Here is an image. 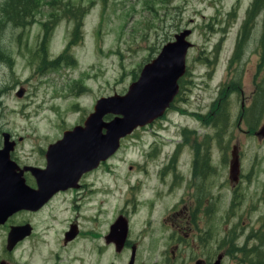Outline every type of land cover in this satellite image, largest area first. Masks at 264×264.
<instances>
[{"label":"rangeland","instance_id":"374dc122","mask_svg":"<svg viewBox=\"0 0 264 264\" xmlns=\"http://www.w3.org/2000/svg\"><path fill=\"white\" fill-rule=\"evenodd\" d=\"M250 3L251 0H39L31 25L0 31V42L11 48L14 58V72H5L14 84L2 89L0 129L16 141L12 156L21 166L45 163L39 150H45L47 142L60 138L63 130L82 124L98 98L126 93L144 64L155 58L167 41L174 40V35L183 29L192 30L187 36L192 46L186 55L182 91L174 106L155 125L140 127L122 139L111 159L82 180L83 187L53 198L36 213L13 216L9 225L28 222L33 234L8 251L9 226L0 229V264H129V248L117 253L103 238L117 211H130L129 223L137 233L145 214L156 223L162 213L157 210L170 207L181 195L180 188L157 202L147 186L144 188L148 194L135 193L138 184L150 180V167L140 171L135 167L144 158L142 153L148 150V144L155 139L165 142L147 158L162 159L170 153L171 142L181 138L178 133L187 135L202 127L198 118L212 111L218 91L227 90L230 75L240 77L246 95L251 90L264 16L255 18L248 40L243 37L245 42L236 61L231 59ZM66 7L81 11L82 36L73 37L77 20L64 14ZM48 25L52 27L51 35L45 32ZM43 34L50 39L45 46H39ZM73 40L74 45L67 47ZM65 49L68 51L61 56ZM0 68L8 71L6 66ZM20 89L22 96L17 93ZM231 103L238 108L239 97L234 96ZM139 135L141 139H137ZM186 140L191 145L193 135ZM239 142L246 143L241 135ZM256 143L251 153L255 151L257 158L263 159L264 140ZM241 148L246 152L249 149ZM187 157L190 153L186 152L180 160L184 162ZM177 171V182L184 188L181 163ZM259 207L254 211L261 212L249 211L253 219L264 214V204ZM148 208L156 211L149 212ZM226 212L222 211L223 218ZM232 220L233 217L231 223ZM235 220L244 221L243 226L248 217L244 211H237ZM72 225L77 226L79 235L64 243V233ZM217 228L223 233L225 222ZM138 242L137 264H182V257L173 262L172 247L161 232L154 233L153 246L140 239ZM213 249L210 243L208 251Z\"/></svg>","mask_w":264,"mask_h":264},{"label":"flooded vegetation","instance_id":"af4514ba","mask_svg":"<svg viewBox=\"0 0 264 264\" xmlns=\"http://www.w3.org/2000/svg\"><path fill=\"white\" fill-rule=\"evenodd\" d=\"M252 2L253 0L249 4L248 11L252 8ZM261 16H264V8L257 12V15L254 17L252 14L251 21L246 26L247 40L250 32H252V28L250 27L253 26L255 18ZM17 35L20 40V34ZM243 37L244 34H242L240 27L238 42ZM48 39L50 37H45L43 34L40 39L42 40L41 43L39 41L40 46L46 45V40ZM261 40L262 36L259 38V47L256 49L258 60L253 84L247 95L243 90L240 77L230 75V81L227 82L226 86L227 90L225 92L218 91L216 104L213 106L212 111L198 118L202 127L190 130V133L187 135L178 133L181 138H177L171 142L173 146L169 154H166L162 159L149 161L147 158L151 156L152 152L165 143L162 140L155 139L148 144V150L142 153L144 158L136 162L135 167L138 171L150 167L151 173L150 180H146L143 184H138L134 188L135 193L143 192L144 194H148L144 188V186H147L151 191L153 200L157 202L170 197L180 188L181 195L175 199L170 207L157 210L162 211V213L156 219V223L150 221L151 215L145 214V222L139 225L137 233L133 232L131 228L129 223L130 218H128L130 211L126 209L120 208L115 215V221L107 225L103 235L105 243L115 248V252L117 253L126 252L129 248L131 255H134L133 264H137L138 239L142 243L145 242L148 246H153V235L158 232H161L162 236L164 235V241L166 238V244L172 247L171 257L173 262L182 257V264H213L214 262H217V264H264V214H259L254 219L250 215V212H261L254 210H259L261 208L259 206L264 204V158H257L258 154L255 151L251 153L254 144L258 146L256 142L262 143L264 140V49L261 46ZM68 44L66 45L67 47ZM0 48L4 50L2 56L0 53V66H6V69H8V71H4L0 68V75H4L0 80L1 99L3 97L2 89H8L10 85L14 84L13 80L7 79L5 76V72H14V58L10 54L11 48L5 43L2 44L0 42ZM236 55L237 49H235V53L231 59L236 61ZM234 56L235 58H233ZM182 77L178 80V93L165 112L174 106L181 94ZM233 77H237L238 79ZM11 79H14V77L12 76ZM17 93H20L18 96H22L23 90L20 89ZM234 96L239 97V107L236 109L233 108L231 103ZM159 121L160 119L157 118L148 125L153 126ZM139 129L140 127L135 130L138 131ZM71 130L72 128L63 130L61 137L63 136V132ZM189 135H193V143L191 145L186 140ZM240 135L246 143L242 144L239 142ZM127 136L122 139H127ZM60 138L47 142L46 149L39 150L45 159V163L41 164H24L20 166L12 156L16 141H13L10 133L4 132L1 129L0 149L3 148L6 141L12 142L13 149L9 152L10 157L19 167L34 166L45 169L47 166L46 151L48 144ZM137 139H141L140 135ZM241 146H246L249 149L246 152ZM56 152L53 154L55 158L61 155L60 152ZM186 152L190 153V157H187L182 162L180 158ZM65 153L64 151L62 152V157H67ZM50 157L52 156L50 155ZM110 157L105 161H100L97 167L83 171L78 176L76 182H74V170L68 172L67 174H72V181L67 186L54 193H50L48 200L36 210L22 209L16 211L3 225H0V229L8 225V230H10L11 225L27 224L28 222L9 225L8 222L15 215L36 213L53 198L83 187L82 180L87 175L98 170L103 164H106L111 159ZM235 159H237V164H235ZM180 163L184 169V172L181 173L185 184L184 188L177 182L179 179L177 167ZM129 168L132 169L133 166ZM23 177L27 185L33 188L36 187V180L30 170H25ZM47 191L53 190L52 188H48ZM255 193H257V196L254 195ZM128 194L131 195L129 191ZM82 196L85 197V193ZM126 199L131 200L130 197H126ZM151 204L153 203L151 202ZM147 211L156 210L155 208H148ZM222 211H227L225 218L222 216ZM237 211L245 212V215L248 217L247 224L242 226L241 224L244 221L238 222V220H235ZM231 217H233L232 223ZM117 221H119L118 224L116 223ZM223 221L225 222V230L223 233H220L217 227ZM72 227L74 228V225ZM8 230L6 231L9 232ZM213 231L216 233H213ZM31 233L18 241L16 245L26 240L33 234ZM65 234L66 232L64 233V237ZM6 235L8 236L7 233ZM78 235L79 230L76 226L75 236L69 240H65L64 238L63 241L64 243L71 242ZM210 243L214 245V249L211 252L208 251ZM174 249H177V252H174ZM2 260L0 256V261Z\"/></svg>","mask_w":264,"mask_h":264},{"label":"water","instance_id":"95a60500","mask_svg":"<svg viewBox=\"0 0 264 264\" xmlns=\"http://www.w3.org/2000/svg\"><path fill=\"white\" fill-rule=\"evenodd\" d=\"M190 33V29H183L174 35V40L167 41L157 56L144 64L139 77L129 85L126 93L98 98L93 111L82 124L63 132L60 139L48 145L45 169L19 167L10 157L13 143L5 142L0 149V225L16 211L40 208L48 200L50 193L64 188L72 181V174H67L68 172L74 170L76 182L83 171L97 167L100 161H105L114 154L120 147L122 138L165 113L178 93V80L186 72V55L192 46L187 37ZM107 116L112 118L107 119ZM56 151L61 155L55 158L53 154ZM63 151L67 152V157H62ZM25 170H30L35 178V188L26 184L23 177ZM48 188L53 191H47ZM31 229L29 223L11 225L6 249L12 251L18 241L31 233ZM75 234L74 225V228L71 226L66 232L65 240L71 239ZM133 261L132 254L129 264H133Z\"/></svg>","mask_w":264,"mask_h":264},{"label":"trees","instance_id":"16d2710c","mask_svg":"<svg viewBox=\"0 0 264 264\" xmlns=\"http://www.w3.org/2000/svg\"><path fill=\"white\" fill-rule=\"evenodd\" d=\"M39 8V0H0V31L4 28V31L8 29L9 27L15 28V27H22L24 28L27 25H31L34 20L36 13L35 12ZM264 8V0H253L252 2V8L247 10L246 17L243 20L241 29L242 34H244V37L246 36V26L250 23L252 14L253 17L257 15V12L261 11ZM64 14L67 16L74 17L76 23L74 24V30H73V37H80L82 36V20L80 18L81 11L79 8L77 10H73L71 7H66L64 9ZM50 25L45 27V32L48 31V35H51L52 27ZM49 28V30H48ZM45 35V34H44ZM45 37H48L45 35ZM49 40V39H48ZM46 40V42H48ZM42 40H40L41 43ZM245 42V39H242L236 45L237 53L242 50V46ZM39 43V46H40ZM72 43L74 45V40L70 41L68 44V47ZM45 46V45H44ZM261 46L264 49V31L262 34V40H261ZM0 53L2 56V53L4 50L0 48ZM68 49H65L61 56H64ZM0 56V57H1ZM60 56V57H61ZM235 58V56L233 57ZM263 58V57H262Z\"/></svg>","mask_w":264,"mask_h":264}]
</instances>
